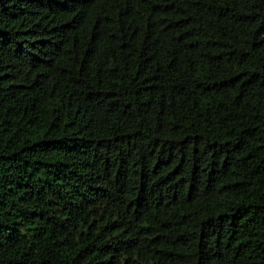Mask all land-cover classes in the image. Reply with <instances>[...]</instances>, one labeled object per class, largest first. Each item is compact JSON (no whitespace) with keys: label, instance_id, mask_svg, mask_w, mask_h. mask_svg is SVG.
Listing matches in <instances>:
<instances>
[{"label":"trees","instance_id":"obj_1","mask_svg":"<svg viewBox=\"0 0 264 264\" xmlns=\"http://www.w3.org/2000/svg\"><path fill=\"white\" fill-rule=\"evenodd\" d=\"M0 264H264V0H0Z\"/></svg>","mask_w":264,"mask_h":264}]
</instances>
